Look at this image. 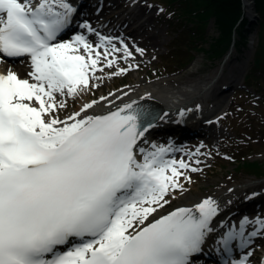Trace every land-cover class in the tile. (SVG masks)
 <instances>
[{"label": "snow or ice", "instance_id": "1", "mask_svg": "<svg viewBox=\"0 0 264 264\" xmlns=\"http://www.w3.org/2000/svg\"><path fill=\"white\" fill-rule=\"evenodd\" d=\"M75 11L67 0H0V55L28 57L32 69L31 82L0 73V264H189L213 231L217 205L208 198L145 224L170 190L183 188L180 169L189 165L165 159L168 148L141 146L151 123L142 127L135 101L106 115H87L97 101L57 115L66 107L57 94L75 96L103 71L99 49L109 68L121 51L102 36L95 47L83 35L54 43ZM123 52L132 55L127 45ZM249 223L217 243L225 252L237 239L246 247ZM255 224L249 237L264 229Z\"/></svg>", "mask_w": 264, "mask_h": 264}, {"label": "rangeland", "instance_id": "2", "mask_svg": "<svg viewBox=\"0 0 264 264\" xmlns=\"http://www.w3.org/2000/svg\"><path fill=\"white\" fill-rule=\"evenodd\" d=\"M136 1H139L136 4L138 17L148 22L151 27L148 32L140 33L138 38L156 48L155 50L151 48L153 51L150 55L151 61L139 71L135 77L136 80L139 81L144 77L150 79L165 77L177 82L181 79L195 80L198 77L213 74V68L219 60L207 58V54L200 50V47L209 50L218 35L212 19L203 27L202 41L199 40L198 35V39H192L190 34H195L192 30L194 25L187 23V17L178 10L181 8L178 1L167 3V6L161 5V0ZM250 2L252 3V0H247L248 4ZM248 10L255 20L253 18L251 27L247 24L243 28V30L246 28L251 30L245 34V43L238 46L236 52L231 54V61L228 64L229 67H236L235 87L226 94L225 104L223 107L221 105L219 112L214 116L217 118V124L213 128L222 131L217 138L220 143L210 145L209 150L213 152L208 153L207 157L201 160L204 161L203 167L206 166V169L199 173L197 180L184 178L183 184L180 183L184 185V189L176 192L177 196H181L180 200L175 197L173 201V196L168 197L174 205L182 201V196L208 197L216 192V189L231 187L235 179L242 182L247 179L255 180L254 176L246 177L244 170H239L240 164L233 161L234 158L259 162L264 170V77H261L258 82H255L253 78L246 84L244 82L247 75L258 77L261 74V71H254L257 68L253 64L260 39L256 24L257 15L252 4ZM194 46L198 48V51L197 48L192 50ZM189 48L191 50H188ZM189 55H195L190 66L187 69H178L177 64L186 61ZM133 78L134 73L124 78L123 82L127 83ZM107 89L104 86L102 91L106 92ZM91 92L92 90H89L88 94L91 95ZM78 107L75 102H72L67 106L65 113ZM197 169L200 170V168ZM193 181L195 182L192 183ZM260 183L264 184V179Z\"/></svg>", "mask_w": 264, "mask_h": 264}, {"label": "bare ground", "instance_id": "3", "mask_svg": "<svg viewBox=\"0 0 264 264\" xmlns=\"http://www.w3.org/2000/svg\"><path fill=\"white\" fill-rule=\"evenodd\" d=\"M111 2H112V5H117V6H120L123 4V2H119V0H114V1L111 0ZM138 3H139V1H136V4H138ZM119 8H121V7H118L117 10ZM107 11H108L107 9H103L101 11V13H99V12L96 13L95 14L96 18L99 19L102 17H108V16L110 17V13H108ZM118 15L114 16L115 20H117ZM128 21H131L132 23L137 22V25L139 27L137 29H132V27L129 24H126ZM142 21H143V19L138 17L137 9H135V12H131L128 19L124 22V24L121 25V27L125 29L124 31L126 33H128L131 37H134V43L129 44L127 47L128 50L132 53V55H131V57L124 59V52L121 49L120 52L113 54L117 59H116V63L111 67V68H113L114 66H116V69H120V68L127 69V71H125L124 73L135 72L136 73L135 77L137 76L139 71L143 70V67L145 66V64L147 62L151 61L150 55H151V53H153V51H151V48L154 50L156 49L154 47V45H152L146 41L138 40V36L140 33L148 32L151 29V27H149L148 22L147 23L144 22L145 20L143 22ZM156 35H157V33H156ZM91 39H93V38L91 37ZM108 48L110 49L111 47H108ZM137 49L145 50V53H146L145 58L140 56ZM99 51L101 52V57H100V63L98 65V67L102 68L103 71H97L95 73V77H99V79L92 77L91 73L89 74L90 75L89 87L92 85L93 89H101L103 87V85H109V81L114 80V75H115L114 73H111L109 71V69H111V68L105 66L106 60L103 56V51L101 50V48L99 49ZM142 53H143V51H142ZM81 54H83V49H81ZM111 58H112V56L108 57V59H111ZM8 70L14 71L20 78L29 79L31 82V78L28 75V73L32 70L30 60L18 61L16 65H12V64L6 63L5 61L0 60V73L6 74V72ZM145 80L146 79L144 77L140 80V82H144ZM158 82H160V83H158ZM163 82H167L169 84H175L176 83L175 81H172V80H169L168 78L162 77V78H157L155 80H151V85L158 86V85H162ZM133 83H135V81ZM130 87H135V84H134V86L132 85ZM130 87L123 88L122 91H117L116 93L108 92L107 95L102 94V95H100V98H98V100L91 99V98L88 99L86 93L89 91V88L85 89L83 91L78 90V94L75 96H67V95L62 96V95L57 94V101L58 102L64 101L67 105L73 101H76L77 104L79 105L77 110H73V111L63 115L62 117H60V115L63 114L64 109L66 107L63 109H59V111L57 112V115L62 119L66 118L67 116L74 114L76 111H79L80 108L84 104L91 103L92 101H97V103L94 104L93 107L89 109V111L87 112V115H106L113 110V107H116L115 105H119L122 103L123 104L128 103L132 98H135V100L137 98H139L136 95L128 96L126 94V92H124V91L128 90ZM140 87H142V85ZM141 91H145V88H142ZM118 93H119V95L110 99L112 95L118 94ZM206 96H208V94L205 93L203 98ZM101 97H105L106 99H101ZM188 97H186V98H184V100H182L181 97H176V96L172 95V93H170V92H168L162 88L161 89H154V91H150V95H149V99L158 103L164 110H168V111L169 110L175 111L177 109L180 110L182 108H186L187 111L191 110L192 104H193L196 96L191 95ZM105 100H109L107 102L108 104L104 105L103 108L97 109V107H98L97 105H101L103 103V101H105ZM180 102H182V103H180ZM224 102H222V106L224 105ZM219 107H221V105H218L215 111H219ZM190 124H188V126H190ZM144 148L148 151H151V149H148V147H146V146H144ZM203 149L198 148L197 150L190 152V151H186V150L181 151V150L177 149V147H175V148L169 149L168 153L165 156V159H175L176 161L183 160L186 164H188L189 161H191L193 157H203L205 155L202 151ZM180 171H182V169H180ZM187 175L189 177H195L196 173L195 172H188ZM180 178H181V176L179 177V179ZM260 188H264V186L251 188L252 189L251 195H254L257 192H259ZM175 190H178V189H175ZM175 190H170V191H172L174 193ZM232 190L233 189H230V191H232ZM221 193L217 192L216 194H213L210 197H208V198H211L212 200L215 201V203L217 205V209H218L219 205L222 204V201H223V196ZM239 194H241V192H238V190H234L232 192L231 196L239 195ZM181 199H182L181 202H179L177 205L169 208L168 210L167 209L166 210L158 209V211L156 213H154L152 216L149 217V220L146 221L145 224H147L149 221H152L154 219H158L163 215H167L169 212L174 211L177 208H181V207H183V208H194L195 205L202 202L201 200H199L195 197L187 198L186 196H182ZM179 200H180V198H179ZM167 205H168V203L165 206H167ZM262 221H264V220H262ZM263 243H264V234H262L256 240V242L252 246V249L255 248L256 250H258V246L260 244H263ZM215 245H217V244H215ZM242 257L243 256H238L237 259H240ZM258 257L259 256H250V257H248V262L254 261V260L258 259ZM262 260H263V258H262ZM260 263H261V259L259 261V264Z\"/></svg>", "mask_w": 264, "mask_h": 264}, {"label": "trees", "instance_id": "4", "mask_svg": "<svg viewBox=\"0 0 264 264\" xmlns=\"http://www.w3.org/2000/svg\"><path fill=\"white\" fill-rule=\"evenodd\" d=\"M164 3H173L178 1L181 8H178L187 17V23L193 24L192 30L195 34H190V38L195 39L198 36L199 40L204 36L203 27L207 25L210 19L213 20L214 28L217 32L215 42L211 44L209 50L201 47V51L207 54V58L214 60L224 54L229 44L233 39L234 32H237L236 44L241 46L245 43V33L247 30L235 31V25L241 15V0H162ZM254 10L258 18L256 24L258 26L259 44L255 53L253 64L256 70L261 71L258 77L246 76L249 82L252 78L258 82L261 77H264V0H253ZM163 3V2H162ZM246 22V21H245ZM202 32V33H201ZM198 35V36H197ZM198 39V38H197ZM202 41V40H201ZM204 42V41H203ZM197 47H194L196 49ZM188 50H191L190 48ZM194 56L189 55L187 60L182 64L183 67L190 64ZM240 169H245L248 172L255 173L257 176H264V170L257 162H241ZM247 172V173H248Z\"/></svg>", "mask_w": 264, "mask_h": 264}]
</instances>
